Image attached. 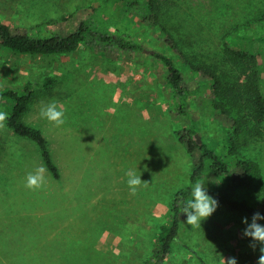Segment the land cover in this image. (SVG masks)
<instances>
[{
	"label": "rangeland",
	"instance_id": "374dc122",
	"mask_svg": "<svg viewBox=\"0 0 264 264\" xmlns=\"http://www.w3.org/2000/svg\"><path fill=\"white\" fill-rule=\"evenodd\" d=\"M154 1L151 15L159 13L178 50L159 25L137 13L146 0H0V23L33 36L66 34L85 22L95 33L143 47L119 50L89 35L66 54H14L0 45V89L32 83L22 121L41 130L59 172L55 178L48 170L32 139L6 124L0 128V264H29L33 257L46 264H150L174 196L188 185L197 160L177 131L193 127L200 141L226 152V129L237 116L229 104L231 115L215 109L208 79L182 64L208 65L237 86L254 70L264 90V0ZM228 48L246 55L239 61ZM155 53L172 56L185 77V114L176 113L178 95ZM52 102L65 112L60 127L39 116ZM0 111L8 115L4 105ZM248 122L237 154L257 164L256 194L264 199V120ZM41 166L45 185L27 189L26 175ZM130 170L148 182L135 196L127 184ZM201 179L207 189L225 191L209 171ZM244 217L251 223L250 214L222 203L201 227L187 225L185 215L179 235L187 247L175 245L162 264H223L229 257L257 264L261 245L253 251L242 236Z\"/></svg>",
	"mask_w": 264,
	"mask_h": 264
},
{
	"label": "trees",
	"instance_id": "16d2710c",
	"mask_svg": "<svg viewBox=\"0 0 264 264\" xmlns=\"http://www.w3.org/2000/svg\"><path fill=\"white\" fill-rule=\"evenodd\" d=\"M152 5L154 10L157 5L156 2L146 0L144 7L137 13L144 21L152 22L153 20L154 24L159 25L166 35L165 40L169 41L170 47L178 50L177 40L171 34L172 31H169L168 27L161 21L159 13L151 15ZM86 35L93 37L99 44L109 43L119 50L137 51L143 48L141 43L124 36L114 37L106 32L95 33L85 22L80 23L72 32L48 36H33L28 31L12 29L8 24L0 23V45L14 54L70 53L79 47ZM227 52L229 56L237 58L239 61L246 55L230 48L227 49ZM155 55L166 65L167 84L178 95L179 102L176 106V113L185 114L190 91L185 84V77L181 73L180 67L176 65L170 55L161 53H155ZM182 65H187L188 68L193 66L195 72H201L208 79V87L213 94L211 103L215 109H219L226 116L231 115L230 108L227 106L229 104L236 108L237 116L232 117V126L230 129H226V152L217 150L208 142L198 141L193 127L177 131L179 140L187 145L188 151L193 155L195 154L197 160L193 165L188 185L178 190L174 196L168 214L169 223L161 225L152 248L154 261L150 264H162L165 257L171 253L177 244L187 247L181 242L179 235L183 217L186 215L182 213V208L188 200L192 199L191 192L196 181L200 180L207 171L215 177L225 190L207 189L208 194L215 198L218 203L225 204L234 210H241L251 216L255 212L264 215V199L256 194V189L260 184L259 168L256 163L239 158L237 154V141L243 135L241 134L242 129L248 125V121L260 125L264 120V90L259 84L257 72L251 71L246 76V81L241 86H237L234 83H225L217 70L208 65L202 63ZM48 81L49 78L46 79V82ZM33 95L34 90L30 82L25 83L19 91L8 88L0 89V105H4L8 112V119L5 124L15 134L28 137L36 142L46 167L55 178H58V168L51 159L47 139L40 129L22 121V116ZM237 190L245 191V196L237 197L234 194ZM248 191H251L252 194Z\"/></svg>",
	"mask_w": 264,
	"mask_h": 264
},
{
	"label": "clouds",
	"instance_id": "9594fccd",
	"mask_svg": "<svg viewBox=\"0 0 264 264\" xmlns=\"http://www.w3.org/2000/svg\"><path fill=\"white\" fill-rule=\"evenodd\" d=\"M39 116L55 127H60L65 123V112L55 102L41 107ZM7 119V113L0 111V128L5 127ZM46 171V168L41 166L37 167L34 172H29L26 175L24 186L32 191L41 190L46 183ZM126 175L128 176L129 193L132 196L137 194L142 183L145 186L148 183L142 181L140 176H137L132 170L128 171ZM205 181V179L196 181L191 192L192 199L188 200L182 208V213L186 214L185 223L191 227H201V222L209 218L218 207V201L208 194ZM259 220H264V215H261L260 212H255L252 215L251 223L247 217L242 218V223L246 225L242 231V236L250 238L252 242L249 247L253 251L256 250L257 244L261 245L257 264H264V226L257 222ZM223 264H237V260L235 257L223 258Z\"/></svg>",
	"mask_w": 264,
	"mask_h": 264
},
{
	"label": "crops",
	"instance_id": "0c3cea01",
	"mask_svg": "<svg viewBox=\"0 0 264 264\" xmlns=\"http://www.w3.org/2000/svg\"><path fill=\"white\" fill-rule=\"evenodd\" d=\"M1 171V170H0ZM67 199H75V200H77V198H74V197H66ZM86 198H83V201H87V200H85ZM89 200H90V203L89 204H91V201H92V204L94 203V201H93V198H88ZM91 210H93L94 211V208L93 209H91ZM1 232V231H0ZM96 250H102V248H98V249H96ZM33 259H35V260H33V261H29V264H46V263H44V262H42L40 259H37V258H34L33 257Z\"/></svg>",
	"mask_w": 264,
	"mask_h": 264
},
{
	"label": "water",
	"instance_id": "95a60500",
	"mask_svg": "<svg viewBox=\"0 0 264 264\" xmlns=\"http://www.w3.org/2000/svg\"><path fill=\"white\" fill-rule=\"evenodd\" d=\"M196 137H197L198 141H200V138H199V136L197 134H196Z\"/></svg>",
	"mask_w": 264,
	"mask_h": 264
}]
</instances>
